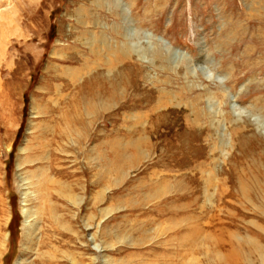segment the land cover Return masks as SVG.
Listing matches in <instances>:
<instances>
[{"label": "rangeland", "instance_id": "rangeland-1", "mask_svg": "<svg viewBox=\"0 0 264 264\" xmlns=\"http://www.w3.org/2000/svg\"><path fill=\"white\" fill-rule=\"evenodd\" d=\"M0 264H264V0H0Z\"/></svg>", "mask_w": 264, "mask_h": 264}]
</instances>
